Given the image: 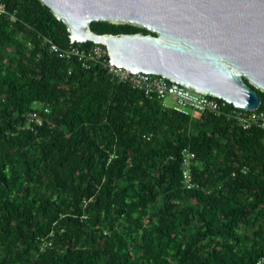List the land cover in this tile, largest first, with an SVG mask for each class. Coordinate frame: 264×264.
Wrapping results in <instances>:
<instances>
[{"label": "trees", "instance_id": "obj_1", "mask_svg": "<svg viewBox=\"0 0 264 264\" xmlns=\"http://www.w3.org/2000/svg\"><path fill=\"white\" fill-rule=\"evenodd\" d=\"M0 5V264H264V129L242 128L231 103L180 112L62 59L50 44L70 31L50 7ZM185 148L199 188L185 187Z\"/></svg>", "mask_w": 264, "mask_h": 264}, {"label": "water", "instance_id": "obj_2", "mask_svg": "<svg viewBox=\"0 0 264 264\" xmlns=\"http://www.w3.org/2000/svg\"><path fill=\"white\" fill-rule=\"evenodd\" d=\"M41 1L67 24L71 42L104 45L116 65L162 75L247 111L262 105L264 0ZM94 21L130 23L156 35L100 33Z\"/></svg>", "mask_w": 264, "mask_h": 264}, {"label": "built area", "instance_id": "obj_3", "mask_svg": "<svg viewBox=\"0 0 264 264\" xmlns=\"http://www.w3.org/2000/svg\"><path fill=\"white\" fill-rule=\"evenodd\" d=\"M5 5H0V14L6 13ZM50 49L62 59H77L85 68H90L95 62L103 64L112 77L119 82L128 84L135 90L143 92L149 97L159 98L165 106L173 107L175 110L189 113L191 111L213 112L220 114L226 103V100L207 93L197 92L184 84L172 81L162 75L146 72L134 73L130 69L114 64L109 56L107 48L102 44H96L90 47H81L71 42L68 47H61L56 43L50 44ZM172 96L176 104L169 105L166 98ZM50 112L49 108L44 109ZM237 123L244 129L258 127L264 129V109L247 111L236 108L231 112ZM28 125L33 123L42 125L44 116L39 110L31 111L27 114ZM183 154V178L185 187L188 189L199 188V183L194 178L193 164L196 153L185 148ZM46 245L51 246L52 241L47 240Z\"/></svg>", "mask_w": 264, "mask_h": 264}, {"label": "rangeland", "instance_id": "obj_4", "mask_svg": "<svg viewBox=\"0 0 264 264\" xmlns=\"http://www.w3.org/2000/svg\"><path fill=\"white\" fill-rule=\"evenodd\" d=\"M166 102H167L169 105H171V106H174V105L176 104V101H175V99H174L172 96H168V97L166 98ZM39 106H41V105H39Z\"/></svg>", "mask_w": 264, "mask_h": 264}]
</instances>
